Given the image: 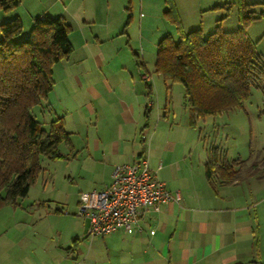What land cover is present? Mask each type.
<instances>
[{
	"label": "crops",
	"instance_id": "0c3cea01",
	"mask_svg": "<svg viewBox=\"0 0 264 264\" xmlns=\"http://www.w3.org/2000/svg\"><path fill=\"white\" fill-rule=\"evenodd\" d=\"M163 6L164 0H21L0 20L17 17L31 28L36 18L60 17L71 27L70 56L90 54L83 59L95 69V77L87 82L74 76L64 80L72 92L78 86L82 91L74 110L68 105L62 108L64 119L77 114L79 106L94 119L82 144L74 145L78 153L72 175L106 182L94 190L101 191L110 185L114 167L144 158L165 189L180 197L178 202L140 209L139 230L104 236L109 264H264V179L211 186L205 178L207 157H192L188 122L186 130L160 119L161 109L169 111L170 106L158 103L153 94L156 81L148 74L144 80L146 72L132 62H115L113 67L103 55L105 49L119 53L132 48V38L146 24L162 26ZM79 60L73 61L74 68ZM153 114L157 124L150 128ZM81 221L59 247L67 249L64 261L89 237L88 223Z\"/></svg>",
	"mask_w": 264,
	"mask_h": 264
},
{
	"label": "rangeland",
	"instance_id": "374dc122",
	"mask_svg": "<svg viewBox=\"0 0 264 264\" xmlns=\"http://www.w3.org/2000/svg\"><path fill=\"white\" fill-rule=\"evenodd\" d=\"M172 1L181 31L188 33L199 29L204 37L214 32L216 27H219L221 32L236 31L239 6L241 3L249 5L257 19L247 29V37L264 59V0ZM163 9L165 10L166 6H163ZM163 18L162 26L146 24L140 35L135 32L132 48L123 49L119 53L105 49L103 55L105 60L112 61L113 67L115 62H132L134 68L141 69L142 73L146 72L145 76L148 74L154 82L156 81V91L153 90V94L157 95L158 103H168L170 106L169 111L164 110V107L161 109L163 113L160 119L167 124L186 129L188 112L183 86L164 82L154 71L158 42L166 35L177 41L180 35L176 26L167 21L164 15ZM22 24L21 37L25 38L30 34L31 28L26 22L24 24L22 21ZM132 24H135V20ZM86 55L90 54L75 53L53 66L54 90L42 101L47 109L42 110L38 106L33 110L36 120L45 129H48L51 121L63 118L64 124L68 123L65 130L70 133V142L58 145L57 151L61 158L40 159L42 171L25 198L18 199L14 205L0 206V264H46L45 260L51 264H109L103 237L83 238L76 254L69 255L67 261L63 259L67 249L59 248L60 245H65L69 233L77 230L78 224L82 223L83 219L75 215L79 191L99 190L106 183L95 182V179L84 181L70 173L73 172L72 163L75 162L73 154L75 153L76 157L78 153L75 146L82 144L85 131L92 127L94 119L87 115L81 106L77 109V114L70 113L68 120L64 119L62 108L68 105L71 111L74 110V101L82 92H79V86L72 92L66 84L64 85V80L74 76L87 82L95 77L97 72L87 63V58L83 59ZM78 60V67L74 68L73 61ZM102 70L101 68L98 72ZM83 89L84 87L81 88ZM60 96L63 100L59 99ZM156 120L157 117L153 114L148 126L155 127ZM190 127L188 131L192 141L193 158L201 155L206 158L209 152L216 148L224 161L229 163L233 160L246 161L251 155L252 159L247 166L252 163H264V92L259 89L251 90L249 100L241 109L198 117ZM182 132L183 130L181 134ZM260 169L262 173L264 169ZM76 256L80 258L71 262Z\"/></svg>",
	"mask_w": 264,
	"mask_h": 264
},
{
	"label": "trees",
	"instance_id": "16d2710c",
	"mask_svg": "<svg viewBox=\"0 0 264 264\" xmlns=\"http://www.w3.org/2000/svg\"><path fill=\"white\" fill-rule=\"evenodd\" d=\"M164 2L163 15L180 35L177 41L166 35L158 42L154 71L164 82L183 86L189 126L198 117L241 109L252 89L264 92V59L247 37V29L257 19L249 5L240 4L236 31L221 32L216 27L204 37L199 29L182 32L173 1ZM20 3L0 0V15ZM70 31L64 19L47 16L36 18L30 34L22 38L19 18L0 20V206L25 198L42 171L40 159L61 158L58 145L70 142L63 118L45 129L33 115L38 106L47 109L42 101L55 86L53 66L72 52ZM251 159L252 155L229 163L214 148L204 163L205 178L211 186L264 179V171L260 173L264 163L247 166Z\"/></svg>",
	"mask_w": 264,
	"mask_h": 264
},
{
	"label": "built area",
	"instance_id": "2783aa9c",
	"mask_svg": "<svg viewBox=\"0 0 264 264\" xmlns=\"http://www.w3.org/2000/svg\"><path fill=\"white\" fill-rule=\"evenodd\" d=\"M148 80V76H143ZM149 169L146 159L132 164L118 165L111 173V183L101 191L79 194L75 215L88 223V236L104 237L116 232L139 230L140 209L168 202H178Z\"/></svg>",
	"mask_w": 264,
	"mask_h": 264
}]
</instances>
